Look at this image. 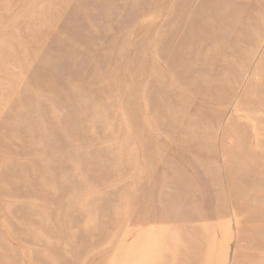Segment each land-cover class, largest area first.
<instances>
[{
    "label": "rangeland",
    "instance_id": "374dc122",
    "mask_svg": "<svg viewBox=\"0 0 264 264\" xmlns=\"http://www.w3.org/2000/svg\"><path fill=\"white\" fill-rule=\"evenodd\" d=\"M263 53L264 0H0V264H264Z\"/></svg>",
    "mask_w": 264,
    "mask_h": 264
},
{
    "label": "bare ground",
    "instance_id": "6f19581e",
    "mask_svg": "<svg viewBox=\"0 0 264 264\" xmlns=\"http://www.w3.org/2000/svg\"><path fill=\"white\" fill-rule=\"evenodd\" d=\"M263 54H264V53H263ZM182 58H183V57H182ZM180 60H181V59H180ZM180 60H179V61H180ZM171 63H172V62H171ZM256 66H257V65H256ZM263 69H264L263 65L258 66L257 69H256V74H258V76H259V75L261 74V72L263 71ZM260 76H261V75H260ZM262 76H263V74H262ZM261 78H263V77H261ZM261 78H260V79H261ZM261 80H262V79H261ZM259 82H260V81H259ZM257 83H258V82H257ZM255 84H256V82H255ZM255 84H254V85H255ZM253 87H254V86H253ZM253 87H252V88H253ZM254 88H256V87H254ZM256 90H259V89L256 88ZM263 90H264V89H263ZM262 92H263V91H262ZM256 94H259V93H256ZM261 94H262V93H261ZM261 108H262V107H261ZM252 109H253V108H252ZM258 111H259V110H258ZM255 112H257V111H255ZM242 175H243V174H242ZM244 176H245V175H244ZM241 179H242V178H241ZM244 188H245V187H244Z\"/></svg>",
    "mask_w": 264,
    "mask_h": 264
}]
</instances>
